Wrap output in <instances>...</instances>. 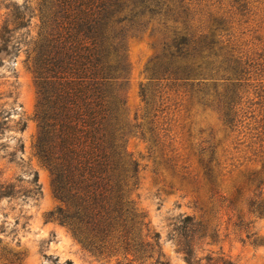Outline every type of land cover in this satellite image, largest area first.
I'll return each instance as SVG.
<instances>
[{"label":"trees","instance_id":"16d2710c","mask_svg":"<svg viewBox=\"0 0 264 264\" xmlns=\"http://www.w3.org/2000/svg\"><path fill=\"white\" fill-rule=\"evenodd\" d=\"M21 10L7 6L0 54L18 55L14 36L30 25ZM37 12L28 60L38 97L35 153L61 204L51 219L86 249L153 257L160 236L144 243L133 198L139 167L127 143L136 136L202 214L174 230L187 264H197L195 247L220 212L240 232L264 219V0H41ZM148 32L160 52L146 68L139 117L126 97L128 41ZM212 115L216 126L200 129L197 142V119ZM10 117L1 107L0 141ZM14 191L0 183V199ZM21 261L10 252L0 257V264Z\"/></svg>","mask_w":264,"mask_h":264},{"label":"rangeland","instance_id":"374dc122","mask_svg":"<svg viewBox=\"0 0 264 264\" xmlns=\"http://www.w3.org/2000/svg\"><path fill=\"white\" fill-rule=\"evenodd\" d=\"M40 1L0 0V27L10 4L21 7L30 20L29 27L14 36L13 43L20 45L18 55L0 54V108L11 115L0 141L4 146L0 150V183L15 188L12 199H0V239L3 241L0 257L9 252L17 254L21 264H155L159 257L170 264H187L178 252L174 230L186 216L199 222L202 214L190 197L185 198L170 186L159 166L160 159L150 144L139 136L130 138L127 150L139 167L133 198L138 214L144 216V243H153L150 237L155 234L160 236L153 257L127 255L109 246L86 249L67 227L49 217L61 204L54 195L48 170L35 153L39 130L36 121L38 97L28 60L40 23L37 12ZM10 52L15 53V49ZM159 52V41L149 32L128 41L131 74L126 97L132 115L141 117L144 114L139 92L148 82L146 68ZM13 92L14 100L9 98ZM197 123L198 142L199 130L215 127L217 120L213 115L202 116ZM235 221V218L229 220L224 212L216 216L203 243L195 247L197 264H222V261L264 264V219L252 218L253 224L246 232H240L234 226Z\"/></svg>","mask_w":264,"mask_h":264}]
</instances>
